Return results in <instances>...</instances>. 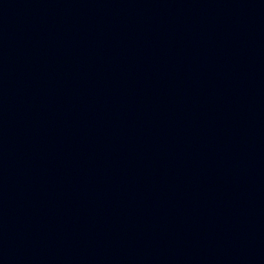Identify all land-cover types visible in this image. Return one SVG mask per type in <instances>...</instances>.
<instances>
[{"label": "water", "instance_id": "water-1", "mask_svg": "<svg viewBox=\"0 0 264 264\" xmlns=\"http://www.w3.org/2000/svg\"><path fill=\"white\" fill-rule=\"evenodd\" d=\"M0 264H264V0H0Z\"/></svg>", "mask_w": 264, "mask_h": 264}]
</instances>
